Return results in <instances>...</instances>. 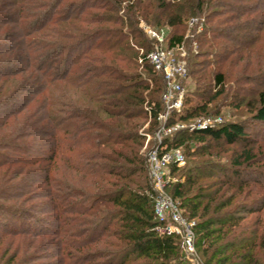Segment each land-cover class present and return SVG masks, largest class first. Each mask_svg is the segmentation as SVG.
I'll use <instances>...</instances> for the list:
<instances>
[{"label":"trees","instance_id":"obj_1","mask_svg":"<svg viewBox=\"0 0 264 264\" xmlns=\"http://www.w3.org/2000/svg\"><path fill=\"white\" fill-rule=\"evenodd\" d=\"M6 1L0 0V17L11 7L18 17L13 23L21 27L31 16L43 19L21 35L26 38L27 60L20 63L38 73L35 80H41L31 103L40 101L26 119L30 120L29 136L44 134L50 139L42 181L49 187L45 196L54 202L50 210L62 220V213L69 214L63 223L70 229H63L57 241L59 253L66 252L69 259L65 264H180V237L156 231L146 156L141 152L146 136L138 131V118L149 119L156 129L157 116L163 110L164 81L147 59L152 40L143 43L135 38L140 31L139 16L177 30L172 35L167 33L169 45H186L189 73L196 75L198 90L204 92L199 91L202 99L194 105L187 106L185 101L184 112L178 116L181 120L217 115L222 102L232 99L223 70L225 62L237 53L230 43L249 51V46L261 40L258 33L249 36L263 31L264 20L256 24L255 19H249L250 9L243 0H70L63 13L59 8L65 0ZM217 6L232 13L227 20L233 23L225 25L221 19L211 24L212 17L220 14ZM121 9L126 12L121 21L127 23L129 34L136 40L122 45V51H114L112 56L108 53L121 43L113 38L123 31L115 33L107 25L115 22L112 14ZM192 19L186 35L180 28L186 30ZM34 34L39 36L30 39ZM96 41L91 51L85 52V62L76 63L73 54ZM204 46L218 58L210 84L207 64L198 59ZM138 47L146 49L140 53ZM35 50L48 59L36 63L41 56H33ZM130 64L139 65L142 71L127 73ZM19 66L11 74L21 73ZM243 77L249 82L255 76ZM235 82L238 90L233 101L239 100L241 90L239 79ZM209 92L213 94L209 96ZM255 94L256 104L250 105L252 117L264 123V88ZM216 100L213 109L210 104ZM251 136L247 122L225 121L215 128L180 131L166 139L193 157L191 166L173 168L178 181L168 187V193L186 219L195 221L196 247L204 264H259L255 248L264 251V234L260 236L242 224L247 214L259 211L255 201H236L251 182H260V178L249 181L242 177L244 170L252 172L260 162L257 151L262 145ZM37 145V141L33 143V147ZM223 145L241 146L227 159L228 166L215 159ZM217 170L223 171L222 178ZM261 201L264 205V197ZM101 202L107 206L99 205ZM260 222L259 218L254 221Z\"/></svg>","mask_w":264,"mask_h":264},{"label":"rangeland","instance_id":"obj_2","mask_svg":"<svg viewBox=\"0 0 264 264\" xmlns=\"http://www.w3.org/2000/svg\"><path fill=\"white\" fill-rule=\"evenodd\" d=\"M10 1L13 0H7L6 3ZM69 1L65 0L61 8H59L62 11L60 13L66 12V9L69 8L68 5H65ZM77 1L75 0L76 3ZM243 2L250 9L247 15L249 19H255L257 21L256 24L260 23V20H264V0H243ZM216 11L220 14L212 17L214 20H212L211 24L215 25L221 19L225 21V25L233 23L227 20L232 17V13L226 12L225 7L217 6ZM6 13L9 15L6 16ZM125 13V9L113 12L112 15L115 22L107 25L115 33L121 29L123 31L122 34L113 38L115 41L117 40L121 43L118 44L119 46L113 52L108 53L109 55L113 56L116 53L114 51H122V45L133 43L136 39L143 43L146 42L149 38L142 24H146L158 31L164 30L170 35L177 33V30H171L163 26V22L158 25L156 21L149 22L139 16L138 27L140 31L135 34V39L132 37L134 34H129L130 29L127 23L123 24L121 21V17ZM33 17L31 16V18L24 20V23H26L24 27L13 23L18 18L14 8H6L0 17V264H65V262H69L66 252L65 254H60L59 247H57L58 239H60L61 234L63 236V229L70 227L63 223L64 218L68 217L69 214L62 213V220L58 219L56 212L50 210L53 201L48 196H45L49 191V187L42 181V177L45 175L42 167L47 165V161L44 159L50 150V139L44 134L37 137L29 136L31 128L28 127V124L30 120L26 119L33 110L34 104L40 101L37 96L36 99L39 101L31 103L36 96L33 90H40L41 80H35L38 73L31 68H27L25 64L20 63L27 60L24 58V47L26 46L24 41H26V38L21 35L25 33V28L31 29L32 26H39L43 21L41 18L36 19V17ZM191 27L189 24L186 30L182 27L180 31H185L186 35H188ZM260 32L250 34L249 37H252L258 33L261 40L259 43L253 44L251 47L249 46V51L243 47L241 49V45L230 43L231 49L237 50V53L233 54L225 62L223 70L227 72V88L228 90L230 89L229 94L232 96V99L235 98L234 92L238 90V83L235 81L237 78L239 79L240 96L239 100L233 101L230 97L228 98L229 102L225 104L222 102V105L219 107L220 113L217 115H222L223 122H247L248 133L252 135L253 139H256L257 145H262V149L257 151L260 154L258 157L260 162L253 167L252 172H250L251 170L249 172L244 170L242 174V177L249 181L260 178V182H251L249 186L244 188L236 200L237 202L243 200L249 202L255 201L253 205L258 207L259 211L247 214L242 224L246 228L254 229L261 236L264 234V205L261 204L263 202L261 198L264 197V123L258 122L252 117L253 112L250 106L256 104L255 93L257 90L264 88V29ZM38 36V34H34L30 39L37 38ZM97 43L98 41L94 42V44L88 43L81 47L79 51L73 54L75 62L84 63L85 52L87 50L91 51V46H95ZM195 46L194 44L193 48ZM138 48H140V53L146 49L145 47ZM138 48L135 49L137 50ZM206 49L207 46L201 49L200 53L202 55L198 59L207 64V83L210 84L211 71L218 69V66L213 63L218 58L211 54L212 51L206 52ZM259 52L260 55L256 59V55ZM126 53L131 54L130 51ZM32 54L33 56H41L36 63L40 60L48 59V56H42L36 50ZM241 55H244L243 59H239ZM17 66L23 69L22 72L15 75L11 74ZM128 67L127 73H139L142 71V68L137 64H130ZM243 75H254L255 77L248 82L244 80L246 79L245 77L242 78ZM185 91L187 106L194 105L202 99L199 91L203 93L204 90H198L196 75L191 73L189 80L185 84ZM209 93V96H211L214 91L213 93ZM207 95L203 97L207 98ZM158 96L160 97V94ZM216 103H218L217 100L213 101L210 107L215 109ZM138 122L139 133L146 136L144 146L141 149V152L146 156L149 147L154 144L150 140L148 147L145 148L148 135L152 137L154 129H152L150 120L145 117L138 118ZM24 133L28 135L24 136ZM36 141L38 145L33 147V143ZM240 147L237 145H223L219 158L216 157L215 159L220 165L228 166L227 159ZM192 160L193 157L187 155L185 164L182 167L191 166ZM64 166V162L61 161L62 171H64ZM217 171L218 175L221 176L220 178H222L223 171ZM181 179H185V176ZM246 194H249V196H246ZM99 205L105 207L107 206V202H101ZM18 211L21 212L18 213ZM258 218L261 220V224L254 223ZM46 232L49 233L46 234ZM255 251L258 252L257 258L259 264H264V251L259 250L258 247L255 248Z\"/></svg>","mask_w":264,"mask_h":264},{"label":"built area","instance_id":"obj_3","mask_svg":"<svg viewBox=\"0 0 264 264\" xmlns=\"http://www.w3.org/2000/svg\"><path fill=\"white\" fill-rule=\"evenodd\" d=\"M193 23L194 19L190 21V26ZM142 27L152 40L147 59L154 72L164 81L161 94L163 110L157 116V127L152 137L148 135L145 147H148L150 140L153 141V146L146 153V164L150 180L149 196L158 221L156 231L180 237L183 254L180 264H204L196 247L195 221L186 219L182 209L168 193V187L178 181L173 168L182 167L186 155L181 147L170 145L166 139L180 131L195 132L218 127L223 123V118L222 115H201L187 120L178 118L185 109V84L190 78L188 50L183 42L169 45L164 30L158 31L146 24H142ZM196 49L197 46L194 47ZM174 114L177 116L173 118Z\"/></svg>","mask_w":264,"mask_h":264}]
</instances>
